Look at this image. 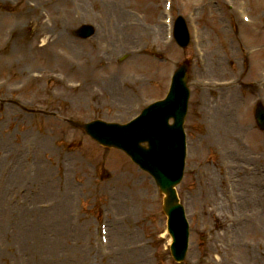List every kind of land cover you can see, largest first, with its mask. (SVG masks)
Listing matches in <instances>:
<instances>
[{"label": "rangeland", "instance_id": "374dc122", "mask_svg": "<svg viewBox=\"0 0 264 264\" xmlns=\"http://www.w3.org/2000/svg\"><path fill=\"white\" fill-rule=\"evenodd\" d=\"M200 1L182 0L181 5L177 0L175 8L176 11L183 13L186 9H193V13L199 16V21L203 18L200 24L204 29L208 27L206 33L210 36L206 45L210 43L213 45L208 60L214 66L218 52H213L216 57H213L211 52L218 48L222 53L220 57L222 63L226 65L225 71L230 73V76L232 74L238 78L232 103L234 107L224 99L227 96L225 90L227 87L223 85H217V90L214 92V94L219 93L218 99L220 97L223 99L221 104H216L214 96L208 92L210 87L207 85L213 80L219 84L224 76L214 69L209 77L201 76L196 52L192 47L180 52L172 46L163 45L162 41L165 40L166 34L163 26L164 15H162L164 0H0V13L3 14L0 15L3 24L0 30V67H2L0 80L7 81V84L0 88V122L3 120L5 122L0 126V154L2 153L3 158L1 160L8 155L4 164L7 165L9 172L19 166L17 168L20 171L30 173L32 165L30 160L36 162V166L39 163L44 166L42 169L38 168L40 177L35 180L29 181L22 176L11 184L6 179L2 195L6 190L16 191L21 187L31 186L34 182L41 186L46 183V186H52V193L45 197H36L35 205L54 199L59 202L60 199L55 195V186L60 178L58 172L63 169L77 170L79 180L82 181L81 187L77 184L78 189L74 191L73 182L69 178L63 180V184L66 185L63 186V190L69 189V192L66 194L67 198L61 200L58 205L60 208L63 203H69L70 207L65 209V212L67 211L65 217L71 226L73 221L70 216L73 212L71 194L77 193L87 212L82 219L87 218L86 222L89 220L93 222L95 216L99 214V208L91 213L93 211L91 205L96 202L99 206H105L104 195L100 190L108 183L107 179L121 175L119 155H112L106 151L100 161L101 150L88 140L80 141L75 132L66 128L67 121L69 119L88 121L99 118L108 122H126L147 103L163 96L169 78L168 71L175 64L190 61L194 69L192 84L195 87L192 106L194 108L191 140L193 155L185 186L189 188L191 194L190 212H196L199 219H196L195 224L193 223L195 228L193 251L188 264H264V213L262 212L264 209L256 207L257 202L261 200L264 202V192H262L264 191V133L255 128L254 119V103L259 98L264 100V82L261 87L257 86L259 81H263L257 77L260 65L254 66L246 60L250 50L233 34L236 26L234 13L224 8L225 14H223L222 5L225 2L230 3V0L223 2L220 0L222 5L220 3L213 5L214 11L218 14L212 19L204 18L206 16L204 11L207 12V9H204L201 3L206 2ZM115 7L123 14V25L132 23L130 28L123 30L122 34L127 36L132 34L133 30L144 28L138 41L132 38L133 41L128 45L122 46L117 41L111 42L110 37H105L107 33L104 28L113 25L114 20L108 22L104 19L109 17L108 9ZM41 12L48 18H43ZM81 12L88 18L82 20L79 15ZM260 13H264V0L257 8V15ZM36 18L41 20V23L36 25L43 29L41 33L43 32L45 46H42L43 38L42 43L32 42L37 28ZM83 22L96 24L98 31L94 37L85 40L75 36L74 28ZM158 23L162 27V32L156 36L153 31ZM10 26L15 28L4 42L5 31ZM229 26H233V30H230ZM229 37L233 47L227 42ZM42 47L43 49L40 50L39 48ZM54 49H58V53ZM90 49L100 52L102 62L97 65L98 71L105 70L107 75H99L95 69H92L93 72L90 74V71L82 67V59H90L89 56L82 54ZM260 60L264 62V54ZM6 64L7 68L4 69ZM109 85L110 88L107 87ZM119 97H124L123 102H118ZM16 100L21 101L20 103L29 109L39 108L42 111L35 116L22 112L23 119H20V113L8 103ZM223 106L231 109V116L225 117V121L219 119L222 117L220 110ZM37 135L40 138L38 147L35 145ZM30 144H34L31 149L28 147ZM222 151L225 155H221ZM85 152L91 155L87 160L83 158ZM78 159H83V163L79 164ZM61 160L63 164H60ZM240 160L246 161L250 177L243 176L239 179L232 177L231 185L234 189L230 193L240 195L244 200L243 208L246 209L248 205L249 209L247 208L246 211L250 212L244 214L243 210L238 221L227 216L226 201L219 193V189L227 187L231 182L227 173L228 165L233 166L236 163L239 170L244 172L243 162L239 163ZM94 167L100 169L97 175L92 174L91 169ZM56 168L58 176L56 175V180L53 182V172ZM210 179H212L211 184ZM200 181L206 188H199ZM114 193L118 198L122 195V191L118 189L114 190ZM203 196L207 201H204ZM118 198L117 208L119 214L123 215L122 212H126L120 210L121 201ZM122 198L125 200L124 197ZM217 198L223 203L218 204ZM248 200H250L249 204ZM149 207L150 213L144 215L143 220L145 234L156 246V252L163 255L166 239L164 233L162 235L165 216L162 213L161 200L155 201ZM14 208L10 209L7 220H4L9 233L20 229L24 233L32 227L35 235L24 234L25 238L22 239L19 234H13L9 240L4 239V247L5 243H8L9 249H7V257L0 256V264H55L57 259L60 262L61 255L54 258L52 242H47L52 238L50 234L52 231L59 232L54 222L60 220V209H55L52 213L55 215L52 220L46 217L48 215L46 212L39 213L40 221L36 222L33 211L26 210L23 213L19 211L24 210V206L20 209L16 206ZM127 220L133 222L134 216ZM224 220L240 222L242 227L238 233L252 229L254 237V230H257L258 240L256 237L255 239L237 237L238 247L236 246V251L230 255L222 228ZM0 222L2 224L1 218ZM87 223L89 228L93 226V224L89 225L91 222ZM43 228L45 231L41 234ZM142 232L143 229L141 234L126 235L128 238L122 242H112L111 249L119 248L125 253V263H121L122 260L119 258L116 264H137V261L132 259L134 256H129L130 253L124 247L138 242L139 238L143 237ZM46 234L50 236L48 240L36 239L37 236ZM70 236L66 243L72 252L65 257V261L69 262V258L72 260L77 256L73 253L78 251L76 249H84V240L87 238L85 234L79 232ZM73 240H78L79 246H75ZM46 242L50 247L44 251L43 245ZM1 243L0 241V246ZM37 244H41L39 250ZM93 254L97 255L95 251ZM139 254V250H134V255L138 257ZM149 262L145 252L141 264ZM159 264L167 263L159 259Z\"/></svg>", "mask_w": 264, "mask_h": 264}, {"label": "bare ground", "instance_id": "6f19581e", "mask_svg": "<svg viewBox=\"0 0 264 264\" xmlns=\"http://www.w3.org/2000/svg\"><path fill=\"white\" fill-rule=\"evenodd\" d=\"M107 13L109 14L108 15L109 17H107V19H104V20L108 21V22H110V20H114V21H113V25L106 26V28H104L105 33H107V36H105V37H110L109 39H110L111 42L117 41V43L122 45V46L128 45V43L133 41V39H136L138 41V37H140V35L144 31L143 27H140L139 30H133L132 34H129V35L127 34V36H125L124 34H122L123 30H127V28H130L129 26L132 23L131 22L127 23V24L124 23L125 25H123V20H124L123 16H122L123 14L120 11H118L116 9V7L114 9H108ZM79 15H81L82 20L85 19V18L86 19L88 18V16L85 15V13H83V12L79 13ZM36 22L37 23H41V20L39 18H36ZM52 25H54V24H52ZM2 27H3V24L0 21V30L2 29ZM154 30L155 31H153V34H155L156 36H159L161 34V32H162V27L159 24H157L156 28ZM5 34H6V31H5ZM106 39H108V38H106ZM70 49L72 50L74 48H70ZM82 56H89V58H90V59H86V58L82 59V67H85V69L88 72L90 71L91 72L90 74H92V72H93L92 69H95L96 73L99 74V75L104 76L106 74L105 70H101L100 69V71H98L99 69H98L97 65L100 62H102V59H101V56H100V52L98 50H95V49L87 50V52L82 54ZM215 61H216V59H215ZM215 69L216 70H220V68L218 66H215ZM221 69L224 70V66L223 65H221ZM118 78H119V76H118ZM107 87L110 88L111 85H109ZM120 96H122V95H120ZM123 100H124V97H119L118 102H123ZM7 156L8 155H6L4 157V160L0 161V169H3L6 166V164H4V161L7 159ZM17 167H19V166H16L14 169L10 170V172L8 174L7 180L11 184L14 183L18 178H20L22 176L25 177L29 181L35 180V179H37V177H40V171H38V168H40V167H41V169L44 168V166L42 164L40 165V163H39L38 166L36 167L34 173H26V172L24 173V170L22 172ZM1 178L2 177L0 175V180H1ZM42 188H43V191L48 190V187L46 186V183L42 184ZM49 190H50V188H49ZM140 194H142V193L136 192L137 196L140 195ZM118 199H119V201H121L120 210H125L126 213H129V209H130L129 207H131V204L127 203V201L129 199L127 198L126 200H124L122 197H119ZM71 201H73V200H71ZM69 207H70L69 203H63V205L60 206V208H58V209H60V212H61V217H60L61 223H59L58 228H59V230H63L62 234H64V235L68 234V232L71 229H73L72 227H68L70 225H69V222H68L67 218L65 217L66 213H67V211L65 212V209H68ZM122 214H124V212H122ZM34 219H35L36 222L40 221L39 220L40 218L35 216V215H34ZM17 233L20 235V237H22V239H24L25 236H28L30 233H32V235H35L33 233V228L32 227L27 229V230H25L24 233H23L22 229L18 230ZM24 234H25V236L23 237ZM55 241H56V239L54 241H51L52 245H55ZM56 242H59V241H56ZM64 249L66 250V248H64ZM129 256H134L133 259L137 258V255H134V252L130 253ZM62 264H70V263H69V261H64Z\"/></svg>", "mask_w": 264, "mask_h": 264}, {"label": "water", "instance_id": "95a60500", "mask_svg": "<svg viewBox=\"0 0 264 264\" xmlns=\"http://www.w3.org/2000/svg\"><path fill=\"white\" fill-rule=\"evenodd\" d=\"M179 84H182V78L181 77H179V80H177L176 86H178ZM174 91H176V87H175V90ZM153 109H154L153 107L150 108L149 110H147V113L148 114L152 113ZM167 118H168L167 115L163 117V119L160 122L158 128L162 132L163 140H164V143H165V146H166V148H165L166 149V154L167 155L174 156V155H176L175 154L176 153V150L179 149V146L180 145L178 144V142L175 143L174 141H170V132H168L165 129V127H164L165 126L164 123H165V121H166ZM91 132H92V130H91ZM96 134H97L98 138L100 140L104 141V142H109V143L113 142V143H115L117 145H120V146H123V147L127 148L131 152H134L133 147L130 144L126 143V142H123V141H121L119 139L108 138L107 136L103 135L102 133H96ZM151 139L153 140V138H151ZM155 143H157V142L155 141ZM180 149H182V146H181ZM182 155L183 154H182V151H181L180 154H179V156H178L179 160L182 158ZM181 166H182V162H180V168L179 169H181ZM171 208H172L171 204H168L167 207H166V211L169 213V211L171 210Z\"/></svg>", "mask_w": 264, "mask_h": 264}]
</instances>
